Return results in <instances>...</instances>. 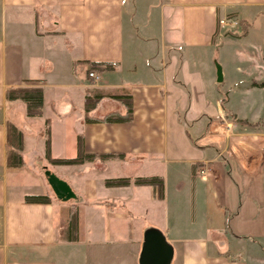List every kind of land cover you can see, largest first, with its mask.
I'll return each instance as SVG.
<instances>
[{
  "label": "crops",
  "instance_id": "obj_1",
  "mask_svg": "<svg viewBox=\"0 0 264 264\" xmlns=\"http://www.w3.org/2000/svg\"><path fill=\"white\" fill-rule=\"evenodd\" d=\"M261 15L264 0H0V264H83L82 230L111 251L122 249L118 243L134 248L128 260L109 264H139L146 229L165 235L171 264H264L257 254L264 247L257 246L264 245L259 135L227 134L231 121L218 104V119L203 112L188 118L186 94L202 90L198 54L223 37L218 22L239 19L249 34ZM232 55L245 58L237 49ZM91 63L118 65L95 74L94 83L87 77ZM216 68L223 69L220 63ZM32 88L43 91L39 119L27 118L19 101L6 100L9 89ZM195 92L194 99L206 101ZM87 94L105 97L89 114L93 123L84 121ZM114 96L131 98L130 123L103 121L125 114L108 98ZM169 119L181 138L172 144ZM9 125L22 135L21 168L7 165ZM79 139L84 154L110 157L48 163L46 149L52 160L76 159ZM85 168L109 174L102 184L97 177L79 183ZM47 172L73 197L58 198ZM154 177L163 183L161 197L156 187L135 183ZM117 180L126 182L106 184ZM32 196L50 202H26ZM183 233L194 236H178Z\"/></svg>",
  "mask_w": 264,
  "mask_h": 264
},
{
  "label": "rangeland",
  "instance_id": "obj_2",
  "mask_svg": "<svg viewBox=\"0 0 264 264\" xmlns=\"http://www.w3.org/2000/svg\"><path fill=\"white\" fill-rule=\"evenodd\" d=\"M222 20L238 22V26L232 30L220 28L221 31L223 30V37L225 38L220 37L213 48L201 51L198 54V58H200L198 73L201 79L199 88L202 87V90L194 92L199 94L201 91L206 101L200 102L199 98L194 99L195 94L193 90L188 89L186 91V94L189 95L188 108L191 109L188 113V118L189 115H191V118H200L201 116L197 112H203L204 115H207V119H218L216 115L218 104L220 106L218 109H221L224 119L231 121L225 124L226 133L233 131L257 134L259 137L255 140L264 149V88L260 87V85L264 84V16H259L257 25L252 27L249 34L244 33V35L241 33L242 28L239 19L226 18ZM142 25L141 21L135 23V26L138 28H141ZM247 28L246 32H248ZM128 32L129 27L127 26L126 34ZM232 35H235V38ZM234 49L240 50L245 58L234 57L232 55ZM216 63L222 65L224 77L221 69L216 68ZM219 76L221 78L220 82L218 81ZM179 114L181 118H184L186 113L183 111V114L182 112H179ZM206 117L203 116L202 118L205 119ZM167 125V133L172 144L173 137L180 138V135L178 136L174 130L175 127L170 119ZM103 174L108 175L109 172L99 169H93L92 171H89L87 168L82 169L81 175H79V183L84 179L97 177L102 184ZM42 175H44V171H42ZM44 179L46 180L45 177ZM86 220L88 219L86 218ZM83 221L85 223V219ZM178 236L189 238L193 237L194 234L183 233V235ZM80 237L85 249V257L82 259L83 264H109L110 262H119L123 259L128 260L129 255L134 252V248H132L129 242L126 244L118 243L117 245L121 246L122 249L115 252L109 248L110 244H101L100 241H96L98 240L97 238H100L99 236L90 237L82 230ZM257 243L258 247L264 246L262 243ZM105 245L108 248L105 249ZM172 246L177 248V245ZM110 252H115V258L110 255ZM257 254L259 258H264V247L262 250L258 249ZM173 264H179V260H174Z\"/></svg>",
  "mask_w": 264,
  "mask_h": 264
},
{
  "label": "trees",
  "instance_id": "obj_3",
  "mask_svg": "<svg viewBox=\"0 0 264 264\" xmlns=\"http://www.w3.org/2000/svg\"><path fill=\"white\" fill-rule=\"evenodd\" d=\"M241 33L244 35L246 30V24L242 21L240 22ZM117 63H91L87 71V77L89 74H101L105 72L113 71L117 67ZM92 80V79H91ZM264 88V84L260 85ZM105 97L94 95L91 96L87 94L84 103V121L86 123H93L97 120H92L89 118V114L95 110L96 105ZM122 104L125 109V114L121 115L119 113H111L105 116L104 122L107 123H130L132 121V102L130 97L125 96H114L108 97ZM6 100L8 102L19 101L25 107V113L27 118L39 119L42 114L43 107V91L39 88L32 89H9L6 92ZM48 121L44 122L45 133H48ZM8 151H7V165L11 168H21L24 166L22 160L21 152L23 147V139L21 133L13 126H8V137H7ZM110 156H96V155H86L83 152L82 141L79 139V153L76 159L73 160H52L49 156V151L46 149V159L48 163L52 166H73V165H83L85 163L93 162L95 159H105ZM264 163V156H263ZM126 182V180H117L115 182L107 183L108 185H120ZM135 183L138 185H147L156 187L159 197L162 195L163 183L159 178H145L136 179ZM26 202L29 203H49L50 199L48 196H32L26 197ZM77 226V214L72 212L69 221V232L72 237L75 238Z\"/></svg>",
  "mask_w": 264,
  "mask_h": 264
},
{
  "label": "water",
  "instance_id": "obj_4",
  "mask_svg": "<svg viewBox=\"0 0 264 264\" xmlns=\"http://www.w3.org/2000/svg\"><path fill=\"white\" fill-rule=\"evenodd\" d=\"M218 81H221L219 76ZM48 182L58 198L73 197L70 189L54 175L46 173ZM173 249L164 235L157 229H150L143 235V244L139 256V264H171Z\"/></svg>",
  "mask_w": 264,
  "mask_h": 264
},
{
  "label": "built area",
  "instance_id": "obj_5",
  "mask_svg": "<svg viewBox=\"0 0 264 264\" xmlns=\"http://www.w3.org/2000/svg\"><path fill=\"white\" fill-rule=\"evenodd\" d=\"M218 26L223 30H232L233 28L238 26V22L232 20H220L218 22ZM89 77L92 79L94 83L99 80L98 75L95 74H89ZM204 174L205 173L203 171L200 172V175H204Z\"/></svg>",
  "mask_w": 264,
  "mask_h": 264
}]
</instances>
